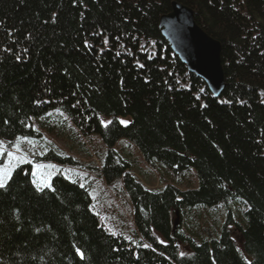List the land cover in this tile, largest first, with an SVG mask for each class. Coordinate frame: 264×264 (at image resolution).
Masks as SVG:
<instances>
[{
    "label": "trees",
    "instance_id": "16d2710c",
    "mask_svg": "<svg viewBox=\"0 0 264 264\" xmlns=\"http://www.w3.org/2000/svg\"><path fill=\"white\" fill-rule=\"evenodd\" d=\"M174 2L222 44L219 97L162 35ZM36 125L102 140L97 175L122 184L134 234L111 231L80 181L60 173L40 191L21 163L0 192V264H264V0H0V139ZM122 139L170 183L128 172L139 158Z\"/></svg>",
    "mask_w": 264,
    "mask_h": 264
},
{
    "label": "rangeland",
    "instance_id": "374dc122",
    "mask_svg": "<svg viewBox=\"0 0 264 264\" xmlns=\"http://www.w3.org/2000/svg\"><path fill=\"white\" fill-rule=\"evenodd\" d=\"M123 120L127 121L128 119ZM104 121H108V119L104 118ZM36 128L40 130L37 137L22 136L15 139L13 143L11 140L0 139V153H2L0 155V167H5L9 164L8 153L12 152L13 155L20 157V160L19 162L16 160L11 161L9 169L11 174L21 163H30L32 164L33 172L36 173L34 178L38 186L44 184L45 181L51 184L52 179L60 173L73 180L80 181L81 184L91 190L93 199L95 197L96 202L93 200L92 204L93 211L99 215L111 231L115 233L117 230L122 232L128 229L130 233L133 232L135 229V221L133 220L134 208L132 204V207L127 203L124 205L125 199L124 197L123 199L121 198L124 193L121 187L122 184L118 181L108 184L99 174L97 175V169L102 164L101 159L103 157L106 158L107 154V148L102 140L95 134H83L78 127H76V130L79 131V136L73 133L72 137L68 134V126L63 128L58 135L49 134L37 125ZM24 138H27V140ZM125 147L133 150L134 157L131 161L137 157L139 158V161L136 160L138 163L137 167H144L142 172H140L139 168L134 169L135 167L131 171L137 175L138 180L147 188L159 190L170 183L164 182L167 179L158 173L157 169H153L148 165L144 166L139 151L136 150L132 143L122 139L116 148L119 150ZM50 150H53L59 156H71L75 162H36L38 156L46 154ZM147 174L150 175L149 180H147ZM88 177L91 179L90 183H88ZM114 221H117V223H113Z\"/></svg>",
    "mask_w": 264,
    "mask_h": 264
},
{
    "label": "water",
    "instance_id": "95a60500",
    "mask_svg": "<svg viewBox=\"0 0 264 264\" xmlns=\"http://www.w3.org/2000/svg\"><path fill=\"white\" fill-rule=\"evenodd\" d=\"M160 29L188 71L201 78L213 96L219 97L225 87L222 44L195 22L194 11L174 2L171 12L161 16Z\"/></svg>",
    "mask_w": 264,
    "mask_h": 264
},
{
    "label": "snow or ice",
    "instance_id": "6c2138e0",
    "mask_svg": "<svg viewBox=\"0 0 264 264\" xmlns=\"http://www.w3.org/2000/svg\"><path fill=\"white\" fill-rule=\"evenodd\" d=\"M46 22L47 21H45V23ZM29 37H30V34H29ZM117 39H119V37H117ZM105 43H107V41H105ZM88 46L89 45H88L87 41H85V47H88ZM4 51H9V49H4ZM25 51H26V49H25ZM117 54L119 55V53H117ZM17 59H19V57H17ZM141 67H142V65H141ZM77 103H79V101ZM75 106L76 105H73V107H75ZM4 123H8V122L7 121H4ZM101 123H102V126H104L105 128H107L113 122L111 120H108V121H101ZM129 123H130V121H125V120H122V119L119 120V124L120 125H123L125 127ZM24 139L27 140V138H24ZM0 155H2V153H0ZM8 158H9V164L7 166H5V167H0V192H3V193H7V190H8L9 185H10V181H11V171L9 169L11 167V161L12 160H16L17 162H19V160H20V157L13 155L12 152H9L8 153ZM35 175H36V173L33 172V176H35ZM83 186H84L83 184L80 185V187H83ZM37 187H38V190H40V191H43L45 188H49L51 191H55V188H53L50 184H48L47 181H45L44 184L39 185ZM160 243H164V242L163 241H160ZM144 247L145 248H149L150 246L149 245H145ZM114 251H119V249H114ZM76 253H77V255L81 259H84L85 254H84V252L81 249L77 248L76 249ZM185 255L186 254L184 252H180L179 253V256L181 258H184ZM135 258L137 260L140 259L138 253L135 254ZM248 264H251V262H248Z\"/></svg>",
    "mask_w": 264,
    "mask_h": 264
},
{
    "label": "bare ground",
    "instance_id": "6f19581e",
    "mask_svg": "<svg viewBox=\"0 0 264 264\" xmlns=\"http://www.w3.org/2000/svg\"><path fill=\"white\" fill-rule=\"evenodd\" d=\"M128 172H131V170H130V169H128Z\"/></svg>",
    "mask_w": 264,
    "mask_h": 264
}]
</instances>
